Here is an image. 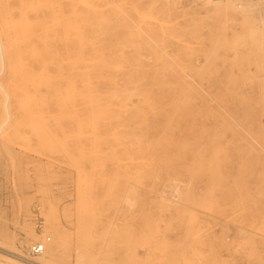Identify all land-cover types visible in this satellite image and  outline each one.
I'll list each match as a JSON object with an SVG mask.
<instances>
[{
    "label": "rangeland",
    "instance_id": "374dc122",
    "mask_svg": "<svg viewBox=\"0 0 264 264\" xmlns=\"http://www.w3.org/2000/svg\"><path fill=\"white\" fill-rule=\"evenodd\" d=\"M70 1L0 0V264H264V0Z\"/></svg>",
    "mask_w": 264,
    "mask_h": 264
},
{
    "label": "crops",
    "instance_id": "0c3cea01",
    "mask_svg": "<svg viewBox=\"0 0 264 264\" xmlns=\"http://www.w3.org/2000/svg\"><path fill=\"white\" fill-rule=\"evenodd\" d=\"M86 1V0H85ZM81 3V0H80ZM70 4H78L77 0L70 1ZM16 9V8H15ZM80 9V8H79ZM18 11V8L16 9ZM78 10V9H77ZM83 11V9H81ZM78 12H76L77 14ZM80 14V13H79ZM87 24L83 19H79L78 21H75V24L71 23H65L64 26H61V31H67V34L71 31V38H67L66 40L61 39H50V48H54L56 55L60 58L66 59V61L74 60L76 57H80L79 60L85 61L87 59H90L92 57L88 56V54L85 53V46L87 45V41L89 39H86V29ZM79 30L82 33H84L85 39H76L74 31ZM85 42V43H84ZM61 51H64V53H61Z\"/></svg>",
    "mask_w": 264,
    "mask_h": 264
},
{
    "label": "bare ground",
    "instance_id": "6f19581e",
    "mask_svg": "<svg viewBox=\"0 0 264 264\" xmlns=\"http://www.w3.org/2000/svg\"><path fill=\"white\" fill-rule=\"evenodd\" d=\"M180 0H175V3H179ZM230 5V2H225V1H220V0H215V3H214V7L216 9V11H220L222 13H224L225 15L224 16H228L227 14V9H228V6ZM234 8V6H233ZM221 14V13H220ZM223 16V17H224ZM229 21V20H228ZM246 21V20H245ZM244 22V21H243ZM247 22V21H246ZM245 23V22H244ZM249 23V22H248ZM248 25V24H247ZM263 30H264V24H263ZM262 40L264 41V31H263V34H262ZM44 241V240H43ZM52 241V239H51ZM65 242H66V237H64V234L62 233L60 236H59V240L58 242L56 243V247H55V250L53 252H51L49 249H48V246H47V250L46 252L44 253L43 256H41V258H39V260L37 261L38 263L36 262H32V264H54L55 262H58L59 261V252H60V248L63 247L65 245ZM1 247V246H0ZM14 254L16 256H19L17 255V253L14 251ZM23 258V257H21ZM9 261L12 263V264H31V261L27 260L26 259V262L27 263H24L20 260H18L17 258H9ZM25 259V258H24ZM10 264V263H9Z\"/></svg>",
    "mask_w": 264,
    "mask_h": 264
},
{
    "label": "built area",
    "instance_id": "2783aa9c",
    "mask_svg": "<svg viewBox=\"0 0 264 264\" xmlns=\"http://www.w3.org/2000/svg\"><path fill=\"white\" fill-rule=\"evenodd\" d=\"M41 208L37 207L35 209V230L38 233H44L46 229V219L41 214ZM51 243V238L47 237L44 241L36 242L28 249L27 256L28 258H39L44 255L47 250V246Z\"/></svg>",
    "mask_w": 264,
    "mask_h": 264
}]
</instances>
